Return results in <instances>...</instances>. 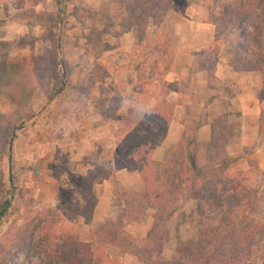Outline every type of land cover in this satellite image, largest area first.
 I'll return each mask as SVG.
<instances>
[{
  "label": "rangeland",
  "instance_id": "1",
  "mask_svg": "<svg viewBox=\"0 0 264 264\" xmlns=\"http://www.w3.org/2000/svg\"><path fill=\"white\" fill-rule=\"evenodd\" d=\"M220 1L213 0V3ZM132 2L0 0V67L8 62L25 68L23 73L9 69L12 78L5 82L0 79V209L6 199H12L11 210L0 217V264H57V253L71 256L82 253V247L78 246L83 242L80 240V213L92 215L94 199L88 191L90 179L74 177L71 182L67 167L82 140L94 138L101 151H106V143L113 141L118 145L122 163L138 154L147 161L153 159L160 169L175 158L179 162L176 168L182 169V160H190L186 145L189 140H197V122L185 129L183 140L164 161H157L153 156L159 143L157 139H160L158 133L152 139L157 145L154 142L135 154L129 151L131 143L141 136L134 134L135 129L160 100L159 74L166 67L162 56L168 38V16L173 11L166 10L163 0H153L154 6L138 7L132 14L128 8ZM219 4L223 12L220 16L235 11L232 4ZM246 5H251L252 9V18L248 21L251 25L247 26L245 34L248 44L264 49V21L258 14L259 8L264 10V0H246ZM219 24L223 33L227 25ZM133 25L136 28L128 39L131 51L127 53L128 47L117 45V36ZM159 31L162 34L158 41ZM124 76L133 79L129 90L125 84L128 78ZM20 80L26 82L25 94L19 92ZM133 87L141 94H133L134 114L125 125V98ZM99 110L105 112L109 122L106 128L98 127L97 121L89 124L90 114ZM25 121L14 133L9 146L6 132L11 125ZM220 121L224 128L218 131L216 149L211 148L209 154L215 160L211 165L217 167L208 171L206 180L196 188L203 198L199 195L182 204L184 194L177 202L182 205L176 206L168 220L169 239L164 244V257L168 260L180 257V245L188 240L201 243L207 232L224 224L230 211L235 215L241 213L238 201L233 199L240 195L233 192L232 187L239 178L246 187L259 190L248 219L240 218L233 225L237 231L235 236L239 242L242 240L243 250L234 254V247H230L228 253L237 259L230 263L219 255L213 264H264V170L255 160L244 157L249 149L238 153V147H233L235 153L227 154L225 141L232 138L235 142L239 133L237 129L225 130V117ZM142 133L151 138L147 131ZM199 145L197 158L205 167L210 163L206 159L207 147ZM230 157L238 159L229 166L220 164ZM193 176L190 173V177ZM48 178L56 180L64 190L53 194L46 185ZM71 184H75V189L68 188ZM128 193L127 204L135 197L133 191ZM83 198L90 201L86 209L79 204ZM148 213L151 216L155 210ZM252 230L256 233L249 235ZM100 233L94 236L95 253L102 256L108 253L111 235L102 230ZM140 245L143 253H157L155 243L149 247L144 243ZM84 253L91 252L85 248ZM86 260L92 264L90 258ZM95 261L97 264L100 257L96 256Z\"/></svg>",
  "mask_w": 264,
  "mask_h": 264
},
{
  "label": "crops",
  "instance_id": "2",
  "mask_svg": "<svg viewBox=\"0 0 264 264\" xmlns=\"http://www.w3.org/2000/svg\"><path fill=\"white\" fill-rule=\"evenodd\" d=\"M240 1L221 0L219 3L235 6ZM219 3L215 5L213 0H185L183 12L173 10L169 13L166 51L162 56V63H165L166 67L159 75L161 83H175L177 90L171 91L167 99L176 103V106L169 129L162 142L156 146L153 156L157 161H164L180 142L185 129L196 122L197 141L210 143L219 129L220 119L225 117V130L237 129L239 133L235 142H232V138L225 141L227 154L232 156L235 153L236 149L233 147H238V153L249 149L244 157L255 160L264 170V72H235L231 67L233 45L230 41H224L220 46L214 77L209 76L207 67L198 68L202 60L206 61L203 53L216 51L217 27L210 22V16L212 11L218 16L223 14ZM135 28L133 25L122 30L117 36V45L127 48L130 44L128 39L133 35ZM161 34L159 31L156 35L158 41ZM128 49L129 47L125 49L127 53L131 51ZM124 77L128 78L125 84L129 90L133 79ZM135 88L133 87L131 92L127 91L125 98V125L132 112L129 97L134 94ZM159 98L161 100V96ZM103 112L99 110L90 114L89 124L97 121L98 127L106 128L109 122ZM78 145L80 148L67 164L71 182L74 177L91 179L99 174L105 177L95 182L92 188L96 205L91 218L88 219L85 215L79 218L80 240L91 242L95 236V228L110 221H117L121 210L127 208L128 192H142L145 182L138 168L128 164L120 166L122 156L118 145L113 141L106 143V151L100 150L94 138L84 139ZM47 180L48 188L58 195V191L62 190L59 183L51 178ZM90 185L89 181L88 186ZM68 188L75 189V184ZM123 192H126V195ZM87 201L83 198L79 204L86 206ZM150 210L152 208L139 220L126 224L125 232L138 240L147 238L155 223V213L151 217L148 213ZM107 251L111 258H119L120 264H144L134 252L129 251L122 255V247L117 243L110 244Z\"/></svg>",
  "mask_w": 264,
  "mask_h": 264
},
{
  "label": "trees",
  "instance_id": "3",
  "mask_svg": "<svg viewBox=\"0 0 264 264\" xmlns=\"http://www.w3.org/2000/svg\"><path fill=\"white\" fill-rule=\"evenodd\" d=\"M164 5L166 6V10H175L178 12H183L185 7V0H163ZM254 4L255 1H254ZM154 6L153 0H133L132 4L128 5V8L131 9L132 14L138 9V7H147ZM259 5V3H258ZM251 5H246V0H241L237 5H235V11H227L225 15L218 16L215 13H211L210 22L216 24V51L210 53H203L202 56L205 57V60H202V64L199 65L198 68H208L209 76H215V70L218 61V51L220 49L221 44L224 41H230L233 45V50L230 56L231 59V67L235 72H253V71H263L264 72V49L262 47H251L249 40H247V26L248 21L252 18V9ZM259 16L263 17L264 21V10L259 8ZM263 13V14H262ZM229 14V15H228ZM142 20V17L139 18V21ZM228 20V21H227ZM224 23L227 25V29L222 33L220 24ZM255 25V29H256ZM259 32L261 33V28H259ZM253 40V39H252ZM257 40V38H256ZM5 62L0 67V79L5 82L7 79H11L10 70L20 71L23 73L24 66H20V64H7ZM25 69V68H24ZM9 76V77H8ZM5 77H8L4 80ZM14 81V80H13ZM22 81V80H20ZM17 82V81H14ZM18 83L20 93H27L26 82ZM62 83H64L62 79ZM17 84V83H16ZM62 89V87H61ZM160 95L161 100L155 105L154 111H151L144 120L143 123H139V127L135 129V135H141L140 138H137L136 141L131 143L129 147V151L131 154H135L140 152L145 148H148L155 141L152 140L154 138V134H160L157 139V143L161 142L164 136L166 135L172 117L174 115V110L176 103L169 102L167 99L168 94L177 90L175 83L164 82L160 85ZM139 93L137 90H134V94ZM264 98V95H263ZM130 101V111L131 114H134L133 104L134 95L132 94L129 97ZM169 115V120H166V116ZM264 118V111H263ZM129 119H127L128 121ZM25 122H22L19 125H11L12 128L6 132L5 136L8 139V144L10 146L11 139L16 132L17 129L21 128ZM219 129L215 133V138L210 143H200L195 138L193 140H189L187 145L190 150V160H182L184 168H176L177 159H172L170 164H167L164 169L158 168V164L152 159L147 161L145 158H141L138 154L136 157L131 158V160L126 163H122L124 166L131 165L134 168H138L142 174V177L145 182L144 190L140 193L135 192V197L129 200L126 209H122L120 212V217L117 221H110L108 227L106 225H99L94 230V235H101L102 232H109L110 236V244L117 243L122 247V255L126 254V252H134L140 260L144 264H213L216 258L219 255H223L227 258V261L232 263L237 258L232 255V253H228L230 247H234V254H238V252L242 251V240L239 242L237 236H235L236 228L233 226L237 224L240 218L248 219L251 210L253 209V201L255 200L259 190H252L250 187H246L245 184L241 183L242 179H235V183L233 187V192L238 193V195L234 196L233 199L238 201V210L241 213H237L235 215L233 211H230L229 217L227 216L224 219V224L214 228L210 232H207L204 236V239L201 243H197L192 240H188L184 243L183 246H179L178 254L180 257H177L173 260H168L164 257L163 249L164 244L169 239V231H168V220L171 215L176 211L177 207L181 206L183 203H186L188 200L195 199L196 197H200L203 194L197 191L199 183L206 180L205 177L208 176V171L213 168H216L217 165H211L215 160L211 159L210 149H216L217 141H218V131L223 129L221 121H219ZM140 126L142 128H140ZM161 127L162 131H161ZM264 127V123L262 122V128ZM143 131H147V135H150V139L143 135ZM161 131V133H160ZM127 132V131H126ZM149 137V136H148ZM183 137V136H182ZM183 140L181 138L180 142ZM158 143V144H159ZM156 144V142H155ZM201 144L204 147H207L208 157L206 159L210 162L207 163L205 167L199 164V160L197 158L198 146ZM157 145V144H156ZM135 152V153H134ZM226 158V157H225ZM238 157H230L227 160H223L220 162L223 166H229L234 163ZM213 161V162H212ZM121 166V163H120ZM190 173L194 176L190 177ZM104 175H96L90 179L91 185L88 188L89 194L91 198L93 197L92 188L95 182H99L104 179ZM205 178V179H204ZM176 181L178 183H176ZM186 188V184H188ZM202 184V183H201ZM168 189H165V188ZM197 188V189H196ZM64 189H62L63 191ZM186 194V197L183 199L182 204L177 203L182 196ZM89 204V200L87 201ZM177 203V204H176ZM96 205V200L93 203V209ZM87 206V205H86ZM177 206V207H176ZM202 205L199 204V209L201 212ZM12 208V199L8 198L1 205L0 209V217L6 216ZM85 208V206H84ZM83 208V209H84ZM152 208L155 210V223L153 228L151 229L147 238L143 240H138L137 238L128 235L125 232L126 224L139 220L142 218L148 209ZM86 209V208H85ZM84 209V210H85ZM90 215L84 213H80V215H85L88 219L91 218ZM88 215V216H87ZM237 216V218H235ZM231 218V219H230ZM100 229V230H99ZM159 231V234H158ZM246 231V230H245ZM249 235H254L256 233L255 230L249 232ZM237 237V238H236ZM49 239V238H48ZM46 239V241L48 240ZM141 243H144L145 246L155 245L158 247L157 253H152L147 251V253H143L141 248ZM95 238L91 242H81L78 244L79 247H82V253H74V256L66 255L64 253H57L55 256L57 264H88L87 258L91 259L92 264H94L96 256L100 257V261L97 264H120L119 258H111L108 253H105L101 256V253H95ZM143 246V245H142ZM87 248L88 252L84 253L85 248ZM149 247V246H148ZM225 252V253H223ZM87 257V258H86ZM96 264V263H95Z\"/></svg>",
  "mask_w": 264,
  "mask_h": 264
}]
</instances>
